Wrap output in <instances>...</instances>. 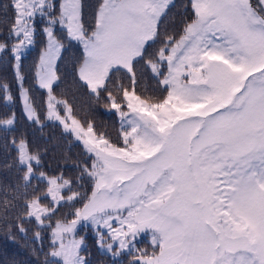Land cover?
<instances>
[{
    "label": "snow or ice",
    "instance_id": "1",
    "mask_svg": "<svg viewBox=\"0 0 264 264\" xmlns=\"http://www.w3.org/2000/svg\"><path fill=\"white\" fill-rule=\"evenodd\" d=\"M172 3L99 0L94 23L86 25L82 0H11L17 81L23 80L19 61L33 43L35 20L43 18L47 40L35 75L49 92L47 117L82 140L93 157L77 177L92 181L91 193L74 219L56 220L47 264H87L80 254L83 238L75 236L80 222L107 230L111 242L98 232L97 243L112 256L139 253L129 264H264V0H191V19L179 36L166 35L154 58L144 61L154 77L163 76L159 85L166 89L153 101L137 94L134 65L159 37ZM57 24L63 39L82 46L76 71L98 99L113 71L129 75L130 88L115 85L120 102L107 93L120 117L123 147L95 133L91 122L85 129L67 101H56L65 106L64 116L52 103L65 47L54 31ZM6 47L0 43V51ZM0 91L12 99L7 84ZM21 98L28 118L39 124L22 85ZM13 123L14 117L0 126ZM12 143L18 166L26 169L23 179L30 181L40 155L23 139ZM40 177L53 206H42L35 196L25 202V217L43 226L59 204L83 194L72 191V181L62 175ZM19 231L27 229L20 225ZM143 233L150 236L151 252L136 246ZM35 239H42L40 232Z\"/></svg>",
    "mask_w": 264,
    "mask_h": 264
},
{
    "label": "trees",
    "instance_id": "2",
    "mask_svg": "<svg viewBox=\"0 0 264 264\" xmlns=\"http://www.w3.org/2000/svg\"><path fill=\"white\" fill-rule=\"evenodd\" d=\"M98 2L99 0H82L86 25L94 23V12ZM10 4L11 0H0V43L7 45L6 49L0 51V85L7 84L8 95L12 97L11 100H5V94L0 91V121L14 117L13 125L0 126V264H47L53 260L48 256L52 248V226L58 219L66 221L71 219L75 209L80 207L91 193L92 181L84 178L77 182V177L81 176L85 165L91 167L92 158L78 141L62 130L57 122L47 118L46 101L49 92L39 86L35 75L41 49L46 46L47 40L43 32L45 27L43 18L37 17L35 20L33 43L22 52L19 61L23 80L17 81L16 59L11 52V46L16 41L10 36L13 16ZM191 16V0H173L168 14L160 23L159 37L155 43L147 44L144 59H137L134 65L138 81L135 90L142 98H152L156 101L166 95V89L162 90L159 85V79L163 76L154 77L144 61L154 58L166 35L178 37L184 23L190 20ZM54 31L62 39L66 36L58 24L54 27ZM63 42L65 47L57 60L59 79L54 82L51 95L59 101H67L72 114L83 125L91 122L97 134H103L110 143L123 147L121 126L116 118V111L111 109L107 93L111 91L113 96L117 97V102H120L122 93H117L115 85L121 83L130 88L129 75L126 70L113 71L107 90L102 91L98 99L77 75L76 70L82 59V46L77 41L63 39ZM164 71H167L166 65ZM21 85L26 90L29 102L40 120L39 124L35 123V118L29 119L25 112ZM59 109L62 110L60 104ZM21 139L27 142L32 153L40 155V164L36 165L33 162V175L27 182L23 179L26 169L18 166L16 147L12 143L13 140L18 143ZM41 172L46 175H62L70 179L72 191L83 194V198H78L74 202L64 201L59 204L55 214L46 219L43 226L38 225L35 218L25 217L26 201L39 196L42 203H48V199L42 196L46 184L39 177ZM64 193L70 192L65 190ZM20 225L27 229L26 233L19 231ZM37 232L41 233L42 239H35ZM77 234L82 235L84 239L81 253L87 264H129L134 256L139 255L126 251L119 257H112L109 253L101 251L97 236L90 227L80 229ZM146 249L151 252L153 246Z\"/></svg>",
    "mask_w": 264,
    "mask_h": 264
},
{
    "label": "rangeland",
    "instance_id": "3",
    "mask_svg": "<svg viewBox=\"0 0 264 264\" xmlns=\"http://www.w3.org/2000/svg\"><path fill=\"white\" fill-rule=\"evenodd\" d=\"M29 47V46H28ZM28 47H26L25 49H27ZM24 49V50H25ZM23 50V51H24ZM16 64H17V61H16ZM78 75V74H77ZM56 101H59L58 99H54L53 101H52V103L54 104V106L56 107V110L58 111V113L61 115V116H64L65 115V106H63V105H61L60 104V106H61V109L62 110H60L59 109V105H57L56 104ZM22 103H23V106H24V101L22 100ZM48 103H49V96H48V98H47V101H46V107H47V105H48ZM125 111H127V109L125 108L124 109ZM47 112H48V107H47ZM71 115L73 116V117H75L77 120H79L75 115H73L72 113H71ZM48 118V117H47ZM116 118H117V120H118V122H119V126H121L120 125V117L118 116V114L116 113ZM49 119V118H48ZM50 120H52V121H55V122H57L59 125H60V127L62 128V130L64 131V132H66V133H69L76 141H78L81 145H82V147H83V149L86 151V149H85V147H84V144H83V141L82 140H80V139H78L71 131H66L65 129H64V127H63V125L58 121V120H54V119H50ZM3 121V120H2ZM80 121V120H79ZM69 123H70V121H69ZM81 123V122H80ZM81 125L86 129L87 128V125H83L82 123H81ZM95 132V131H94ZM96 133V132H95ZM87 152V151H86ZM88 153V152H87ZM88 154H90V153H88ZM90 156H91V158H93L92 157V154H90ZM92 160V159H91ZM39 177H40V175H39ZM45 177H48V178H50V177H54V175H46L45 174ZM41 178V177H40ZM41 179H43V178H41ZM64 179H66V178H64ZM43 181H44V183L46 184V190H45V192L43 193V195L42 196H44V197H46L47 199H48V203H42L41 201H39L40 202V204L42 205V206H47V207H52L53 206V204H52V201H51V197L50 196H45V193H46V191H47V188H48V184H47V181H46V179H43ZM65 190H67V189H64V190H62V192H61V195H63V196H65V197H67L68 195H70V193H67V194H65L64 192H65ZM83 206V204L80 206V207H82ZM34 218V217H33ZM72 219H74V215H73V217L71 218V219H69V220H67V221H70V220H72ZM55 226V224L52 226V227H54ZM114 227L116 226L115 224L113 225ZM86 227H90L91 228V230H92V232L97 236V240H98V235H97V233L98 232H100V233H102L104 236H105V239H106V241H108V242H111L110 241V239L108 238V236H107V230L106 229H102V228H99V229H93V227H92V225L90 224V223H88V224H85L84 222H80L79 224H77V227H76V230H75V236H76V238L77 239H80V238H83L82 237V235H78L77 234V231H79L80 229H82V228H86ZM51 231H52V229H51ZM84 246V239H83V244H82V247ZM136 246H137V248L138 249H143V250H145L147 247H149V246H152L151 245V243H150V236L147 234V233H143V234H141V236L137 239V241H136ZM98 247H99V249L101 250V251H103V252H106V253H109L111 256H112V254L110 253V252H108L107 251V249L106 248H103V247H101L99 244H98ZM115 248H116V245L114 244L113 245V251H115ZM51 250H52V248H51ZM50 250V251H51ZM146 250H149V249H146ZM127 250H125V251H123V252H126ZM122 252V253H123ZM81 255H82V253H80ZM121 255V254H120ZM119 255V256H120ZM83 256V255H82ZM119 256H115V257H119ZM112 257H114V256H112ZM86 260V259H85Z\"/></svg>",
    "mask_w": 264,
    "mask_h": 264
}]
</instances>
